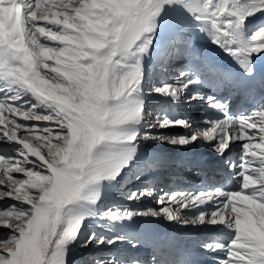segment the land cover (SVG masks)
<instances>
[{
  "label": "snow or ice",
  "instance_id": "obj_1",
  "mask_svg": "<svg viewBox=\"0 0 264 264\" xmlns=\"http://www.w3.org/2000/svg\"><path fill=\"white\" fill-rule=\"evenodd\" d=\"M262 58L264 0H0V264H173L152 223L209 229L203 264H264ZM148 143L205 145L226 174L147 183Z\"/></svg>",
  "mask_w": 264,
  "mask_h": 264
},
{
  "label": "rangeland",
  "instance_id": "obj_2",
  "mask_svg": "<svg viewBox=\"0 0 264 264\" xmlns=\"http://www.w3.org/2000/svg\"><path fill=\"white\" fill-rule=\"evenodd\" d=\"M151 100L153 101L154 104L161 102L160 99L158 97H155V96H152ZM182 107L187 109L188 106L183 105ZM197 118H199V116H197ZM166 132H167V135H178V134H183V129H181V128L168 129ZM0 151L11 152L12 148H6L5 144L0 143ZM236 151H237V149L234 147L233 152H236ZM168 153H170V155H166ZM196 155L205 156L206 158L215 157V155L211 153V149L205 148V147L203 148V147L197 146L194 148L181 149V148H173L172 146H169V145L161 146V145H157L154 143L146 144L144 147V158H145V160L143 161L142 164H144L146 162H150L151 160L158 158V157H161V159H162L161 161L157 162V164L155 163V167L149 169L150 174L148 177H146V182L150 183V184H153V183L157 184V183H159V181H161L159 183L160 185L158 184L157 186L160 188H165L166 190L167 189H173V186H175L176 188H178V187L179 188H195V187L197 188V187H200L202 185V182H204V181H201L198 184H195V182H194V184H187V183L184 184V183H182V181H178V179H177V178H180L182 175H184V173L187 174L186 176H188V177H191L193 175L192 176L193 178L195 177L196 179H200V177H197V176H199L198 172L204 171V170H203V168H201V170L198 169L199 167L202 166L201 164L199 165L197 163H193V161H194L193 159L196 158ZM163 156L173 157V159H171L170 162L167 164L166 160L168 158H165V160H164ZM174 163L176 165L168 167L169 165H172ZM178 164L180 165L179 167L177 166ZM195 166L198 168L195 169L194 168ZM145 167L147 168L148 166H145ZM217 167H219V166H217ZM206 171L207 170L205 169V172ZM155 173H157L156 175L161 176V178L164 177L167 179L159 180L160 177L154 176ZM209 179L210 178L207 177L206 181L209 182L210 181ZM211 180L214 182V179H211ZM178 183H179V185H178ZM116 199L120 203H125L123 200L120 199L119 194L116 195ZM155 201H156V197L153 196L151 198L143 199L141 202L136 203V204L142 205L143 208H145V209L146 208H158V207H155L156 206ZM150 227H153V229L148 230V233H150L156 229L153 233L154 237L158 236V233H160L161 236L162 235L173 236L176 239L179 238L180 240H184L188 234L194 235V237L190 238L189 241H190L191 249H192L193 253L196 254V263H197V258L202 259V260H203V258H206L202 253L197 251V248H195V247H197V242L200 240V238H202V236H204L205 234H207L210 231L209 229L182 228L180 226L169 227L166 224H160V223H152V224L148 225V228H150ZM184 234H185V236H184ZM113 251H115V250H113ZM138 254H140V251ZM89 255H91V253L77 252L76 259L82 260L84 257H87ZM140 255L148 256V252L145 250ZM199 262L201 263V261H199ZM173 264H179V263L173 262Z\"/></svg>",
  "mask_w": 264,
  "mask_h": 264
},
{
  "label": "bare ground",
  "instance_id": "obj_3",
  "mask_svg": "<svg viewBox=\"0 0 264 264\" xmlns=\"http://www.w3.org/2000/svg\"><path fill=\"white\" fill-rule=\"evenodd\" d=\"M200 47H201V50L204 52V54L207 56V58L209 59V61L213 64V62H215V61H218V59L219 58H228L226 55H224L221 51H219L217 48H215L214 46H210V45H208L206 42H203L201 45H200ZM193 91H205V92H207V91H209V89H208V87L207 86H202V87H200V88H194L193 89ZM165 134H167V132L165 133ZM198 147H205V148H209V147H207V146H205V145H197ZM196 146V147H197ZM145 147V146H144ZM5 148V147H4ZM6 148H12L10 145H6ZM211 149V148H210ZM143 151H144V148H143ZM211 153L212 154H214L213 152H212V150H211ZM166 155H170V153H168V154H166ZM215 155V154H214ZM212 158H214L213 159V161H211V164H204V163H200V162H198V161H193V163H197V164H201L202 166L201 167H194L195 169H199V170H201V168H203V170L204 171H199L198 172V175L199 176H197V177H200V179H196L195 177L193 178L192 176L191 177H188V176H186L187 174H185L184 173V175H182L180 178H177L178 179V181H182V183H187V184H194V182H195V184H198L199 182H201V181H206L207 180V177L208 178H210L209 180V182H213L211 179H214V182H217V181H222L223 180V178H224V176H225V174H226V169H224L223 167H222V164H221V161L219 160V158H216V156L215 157H212ZM145 160V158L144 157H142V159H141V161H140V164H142L143 163V161ZM162 159H161V157H158V158H155V159H153V160H151L150 162H146V163H144V164H142L141 166L142 167H145V166H148L149 164H152L153 163V161H156V164H157V162H159V161H161ZM215 161V162H214ZM173 165H176L175 163L174 164H172V165H169L168 167H171V166H173ZM212 165V166H211ZM178 167L180 166L179 164L177 165ZM217 166H219V167H217ZM146 168V167H145ZM176 169V168H175ZM205 169L207 170L206 172H205ZM177 170V169H176ZM163 171V170H162ZM173 172V171H172ZM189 172V171H188ZM157 173H155L154 174V176H156V177H160V179L159 180H165V179H167V178H164V177H162L161 178V176H159V175H156ZM189 179V180H188ZM161 181H159V183H160ZM159 183H157L156 185H158ZM176 184V183H175ZM174 184V185H175ZM160 185V184H159ZM172 185V184H171ZM178 185H179V183H178ZM196 186V185H195ZM176 187L175 186H173V189H175ZM179 188V187H178ZM196 188V187H195ZM133 207H139V208H143V206L142 205H138V204H133L132 205ZM155 207H159L157 204H156V206ZM151 229H153V227H150V228H148V230H151ZM156 230V229H155ZM155 230H153L152 232H150V233H148V235L150 236V237H154L153 236V233H154V231ZM194 234V233H193ZM158 236H161V234L160 233H158ZM184 236H185V234H184ZM169 238H170V246L171 245H173V241H175V242H179L183 247H185V249H183V253L181 254V255H178L177 257L178 258H176V260H174L173 258H171V256H168V259L169 260H171L172 262H177V263H179V264H197L196 263V254L195 253H193V251H192V249H191V244L189 245V243H190V238H192V237H194V235H192V234H188L187 235V237L184 239V240H180L179 238H175V237H173V236H168ZM174 242V243H175ZM188 248H187V247ZM171 248L172 249H176V248H174V247H172L171 246ZM171 249V250H172ZM194 249V248H193ZM146 249H141V250H139L140 251V254L142 253V252H144ZM147 251V250H146ZM174 251V250H173ZM197 251H198V249H197ZM148 252V251H147ZM175 253V252H174ZM79 254V253H78ZM76 255H77V253H76ZM198 255V254H197ZM198 259V258H197Z\"/></svg>",
  "mask_w": 264,
  "mask_h": 264
}]
</instances>
